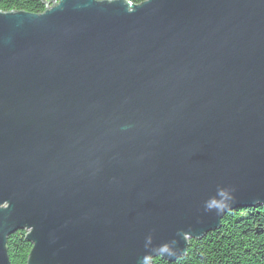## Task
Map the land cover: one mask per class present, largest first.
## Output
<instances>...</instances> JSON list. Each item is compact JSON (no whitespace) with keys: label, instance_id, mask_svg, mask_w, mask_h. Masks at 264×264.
Returning <instances> with one entry per match:
<instances>
[{"label":"water","instance_id":"water-1","mask_svg":"<svg viewBox=\"0 0 264 264\" xmlns=\"http://www.w3.org/2000/svg\"><path fill=\"white\" fill-rule=\"evenodd\" d=\"M46 5L0 11V264L18 230L27 264L175 261L264 206V0Z\"/></svg>","mask_w":264,"mask_h":264},{"label":"trees","instance_id":"trees-1","mask_svg":"<svg viewBox=\"0 0 264 264\" xmlns=\"http://www.w3.org/2000/svg\"><path fill=\"white\" fill-rule=\"evenodd\" d=\"M46 7V0H0V11L42 13ZM26 235V230H18L7 238L12 264H27L32 243ZM151 264H264V206L228 211L218 229L189 240L185 255L175 261L156 257Z\"/></svg>","mask_w":264,"mask_h":264},{"label":"clouds","instance_id":"clouds-1","mask_svg":"<svg viewBox=\"0 0 264 264\" xmlns=\"http://www.w3.org/2000/svg\"><path fill=\"white\" fill-rule=\"evenodd\" d=\"M228 199L229 197L227 196V194L223 195V206H221L220 204H209L207 207L209 208V210H216L217 212H221L224 210L225 207H227V203H228Z\"/></svg>","mask_w":264,"mask_h":264}]
</instances>
